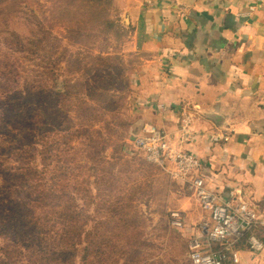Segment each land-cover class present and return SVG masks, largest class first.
<instances>
[{
	"label": "crops",
	"instance_id": "0c3cea01",
	"mask_svg": "<svg viewBox=\"0 0 264 264\" xmlns=\"http://www.w3.org/2000/svg\"><path fill=\"white\" fill-rule=\"evenodd\" d=\"M123 1L133 32L130 44L141 61L130 80L126 145L152 128L173 133L181 114L189 115L200 137L187 151L200 162L206 186L224 201L238 194L260 219L253 231L263 250L254 254L245 241L238 243L234 250L239 264H264V4ZM216 102L235 115L223 131L195 111ZM214 135L226 140L213 142ZM187 196H180L170 213L180 215L191 239L201 234L203 213L191 194Z\"/></svg>",
	"mask_w": 264,
	"mask_h": 264
},
{
	"label": "trees",
	"instance_id": "16d2710c",
	"mask_svg": "<svg viewBox=\"0 0 264 264\" xmlns=\"http://www.w3.org/2000/svg\"><path fill=\"white\" fill-rule=\"evenodd\" d=\"M67 1L73 4L54 8L49 20L40 22L31 18L38 30L34 39L23 41L20 36L10 35L4 44L0 43L5 50L26 54L29 62H38L35 69L25 75L6 54L0 56V264H74L76 258L80 262H100L107 244H118L115 235L107 238V233L100 231L95 232L91 240L88 235L84 240L87 221L76 209L78 200L84 206L93 202L88 189L93 177L96 218H101L105 210L103 194L107 193V200H110L113 193L108 178L122 161L115 154L112 156L114 163H106L105 143L96 133L91 140L92 133L88 130L101 122L104 109L114 113L110 85H102V88L98 85L103 78L99 72L101 68L93 67L95 59L90 68L82 71V74L89 72L82 76V82L66 78L62 94L46 89L44 77L41 78L39 72L41 68L44 73L40 59L45 60L39 54L38 34L43 23L52 27L51 24L68 22L75 25L80 36L83 24L80 12L84 2L85 21L88 20L92 27L90 33L105 37L117 30L121 32L119 20L113 16L116 0ZM9 3L16 6L13 0H0V14L3 15ZM70 37L74 41L79 39ZM66 63L67 70L71 71V64ZM50 65L48 72L50 80L54 81L56 64ZM119 68L121 77L122 67ZM87 79L94 80L95 88H86L83 83ZM80 95L89 96L93 106L77 100ZM122 100L120 98L117 105L122 104ZM75 125L78 130H73ZM115 137L117 142L113 145L116 146L121 140L120 136ZM123 148L121 144L116 146L119 152H123ZM125 149L133 150L150 165L140 152L127 145ZM147 171L139 170L141 178L149 183Z\"/></svg>",
	"mask_w": 264,
	"mask_h": 264
},
{
	"label": "rangeland",
	"instance_id": "374dc122",
	"mask_svg": "<svg viewBox=\"0 0 264 264\" xmlns=\"http://www.w3.org/2000/svg\"><path fill=\"white\" fill-rule=\"evenodd\" d=\"M13 2L16 6L9 3L3 15L0 14L2 15L0 17L1 44L10 35L20 36L23 41L34 39V33L38 30L31 18H37L40 22L43 19L49 20L54 8L68 7L73 4L67 0H13ZM125 3L127 2L116 0L113 11V16H117L119 20L121 32L117 30L115 34L105 37L90 33L92 27L88 25V20L85 21V2L81 4L80 16L83 24L80 36L75 25H70L68 22L51 24L52 27L48 23H43L41 31L38 32L39 54L45 60L43 62L40 59V64L45 74L41 68L39 72L41 78L44 77L43 83L46 89L56 94L64 93V80L67 78L71 82H82V76L89 74V72L82 74V71L90 68L97 59L93 67L101 68L99 72L103 78L98 85L101 88L102 85H110L109 92L113 96L111 105L114 106V113L104 109L101 122L88 129L92 133L91 140H94L96 133L105 143L103 157L106 163L113 164L112 156L115 154L122 158L108 178L113 193L109 196L110 200H107V193L103 194L105 210L101 212V218H96L97 203L94 200L96 188L95 180L91 177L89 180L91 186H88V189L91 190L93 202L84 206L81 200H78L76 209L81 215L84 214L87 221L83 230L84 240L86 235L91 240V236L100 231L107 233V238L115 235L118 244L108 243L100 262L92 260L80 262V259L76 258L74 264H191L188 257L190 236L186 233L185 226L172 227L170 218V210L177 204L176 200L180 196L188 197L189 192L185 189L180 190L181 187L171 183L159 168L147 165L133 150L125 149L131 127L128 110L131 96L130 80L133 79L136 67L141 63L138 54L130 44L133 32L129 16L124 15V10L127 8ZM74 7L75 5L72 8ZM3 19L6 21L4 22ZM67 20H69L68 17ZM70 36L74 39L79 37V39L74 41ZM0 48V56L6 54L25 75L33 71L38 63L37 60L29 62L26 54L5 50L4 45ZM50 56L52 57L49 59ZM66 62L71 64L69 66L71 71L67 70ZM51 63L56 64V71L51 70L52 73L54 72V81L50 80L48 72ZM76 64L77 68H75ZM118 66L122 67L121 77ZM84 82L86 88H95L93 79H87ZM120 98L123 99L122 104L117 105ZM76 99L85 105L93 106L94 104L89 96L80 95ZM74 124H77L76 121ZM78 129L77 125L73 126V130ZM115 135L120 136L119 144L124 146L123 152L116 149L119 144L113 145V142H117ZM73 145L78 148L76 143ZM139 170H148L149 183L141 178ZM97 223L104 225L98 226ZM82 246L85 244L83 243Z\"/></svg>",
	"mask_w": 264,
	"mask_h": 264
},
{
	"label": "built area",
	"instance_id": "2783aa9c",
	"mask_svg": "<svg viewBox=\"0 0 264 264\" xmlns=\"http://www.w3.org/2000/svg\"><path fill=\"white\" fill-rule=\"evenodd\" d=\"M264 4V0H257ZM200 137L193 128L192 119L186 113L173 133L152 128L147 136L135 137L127 146L140 152L146 162L164 172L171 183L187 190L203 213L199 227L200 236L192 237L188 245V257L191 264H239L234 247L245 241L250 252L259 254L263 250L262 242L253 229L260 224L257 214L248 209L238 194L227 201L209 189L200 177V162L187 153L185 146ZM213 142L226 140L214 135ZM171 226L182 228L183 222L178 213H171ZM213 245L217 248L213 249Z\"/></svg>",
	"mask_w": 264,
	"mask_h": 264
},
{
	"label": "water",
	"instance_id": "95a60500",
	"mask_svg": "<svg viewBox=\"0 0 264 264\" xmlns=\"http://www.w3.org/2000/svg\"><path fill=\"white\" fill-rule=\"evenodd\" d=\"M202 118L210 122L218 131L225 130L234 120V113L226 109L221 102L212 104L207 109L195 108Z\"/></svg>",
	"mask_w": 264,
	"mask_h": 264
}]
</instances>
